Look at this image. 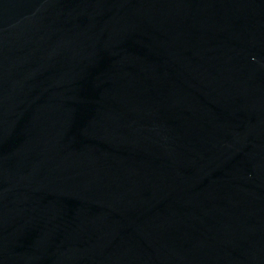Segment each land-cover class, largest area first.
Wrapping results in <instances>:
<instances>
[{
    "label": "water",
    "instance_id": "obj_1",
    "mask_svg": "<svg viewBox=\"0 0 264 264\" xmlns=\"http://www.w3.org/2000/svg\"><path fill=\"white\" fill-rule=\"evenodd\" d=\"M0 264H264V0H0Z\"/></svg>",
    "mask_w": 264,
    "mask_h": 264
}]
</instances>
